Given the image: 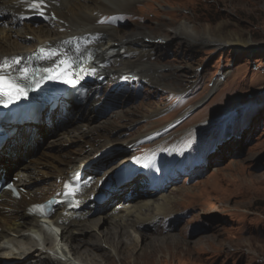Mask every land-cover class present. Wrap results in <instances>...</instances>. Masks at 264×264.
Masks as SVG:
<instances>
[{"label":"bare ground","instance_id":"obj_1","mask_svg":"<svg viewBox=\"0 0 264 264\" xmlns=\"http://www.w3.org/2000/svg\"><path fill=\"white\" fill-rule=\"evenodd\" d=\"M31 1L33 0H0V14L3 15L0 22V62L10 63L25 53L34 51L38 45L45 42H55L90 32L103 36L98 46L102 51L111 47L116 49L107 60L109 64L101 65L100 70L104 79L94 86L96 94L93 92L85 105L72 108L73 103L66 101L68 102L66 112L60 116L54 112L49 114L47 120L44 116L38 118L37 123L17 124L14 134L3 145L1 153L10 152V155L7 154L8 171L13 173L16 184L24 192L20 199L11 198L6 191L2 193L0 264H92L97 258H101L99 260L103 263V255L122 256V247L131 250V242L148 239L136 227L140 225L151 227L164 213L171 210V202L175 198L170 196L167 188L155 192L147 190L139 182L137 184L132 181L109 187L105 192V202L98 205V211L93 212V209L88 207L89 202L85 204L92 194L100 193L104 189L109 176L116 168L127 167L129 156L124 155L119 162L114 163L118 156L127 154V149L120 147L118 151L113 149V146L123 141L127 142L129 148L130 143L164 127L163 124L152 130L140 131L119 139L112 133L125 132L123 129L128 124L156 114L161 110V105L151 108L150 104L142 103L145 109H140L135 105L125 107L124 104H120L119 110L112 113L117 118H112L111 114L99 118L102 113L97 105L106 102L107 97L104 94L114 82L112 77L116 78L128 72L140 77L150 88L157 87L171 92L183 91L185 88H181L178 81L183 71L180 66H171L173 70L170 76L175 79L166 81L162 73L155 71L158 65L147 59L170 47L175 35L161 27H154L153 31L142 25L123 31L98 23L103 15L129 13L132 5L143 1L141 4L146 5H143L144 9L158 14L156 7L146 3L147 0H47L49 2L47 8L53 10V17L47 23L38 26L18 19L20 14L29 13L27 9ZM95 1L101 3L96 5ZM160 6H163V3H160ZM223 27L222 22L212 28L210 25L205 27L197 25L189 18H185L175 25L174 30L181 32L183 40L189 42L191 48L196 49L206 41H214L219 45L234 43V38H228L223 32ZM193 36L195 38L198 36L199 39ZM159 39H163L165 44H160ZM187 67L193 66L189 64ZM104 81L105 90L101 93L98 87H102ZM219 84L218 79L213 89ZM147 86L146 89H149ZM97 118L101 121L95 123L94 120ZM81 120L85 122L78 124ZM50 134H57V137L46 142ZM172 149L166 152L167 161L175 152L181 150V144L178 142ZM109 153H114L115 156L110 157ZM83 166L84 172L94 174L97 180L87 189L82 210L75 211L74 214H64L63 210H59L55 219L59 227L56 229L52 227V221L35 218L29 210L31 204L42 202L61 190L70 174ZM100 183L104 185L99 187ZM175 186L172 188H178ZM126 187L134 189L132 196H125ZM209 192L208 188H204L198 194L195 193V203H205L211 207L214 203L208 199ZM125 203L128 205L123 209ZM172 214L175 213H169L164 217ZM104 225L108 227L101 230ZM128 227L133 228L131 232ZM85 235L90 237L94 235V241H84L82 237ZM168 236L169 234L163 239ZM79 239L84 241L82 245ZM154 239L157 240L155 237L150 238L152 241ZM105 244L109 245L106 251L102 250ZM136 256L134 253L131 254L133 264H138Z\"/></svg>","mask_w":264,"mask_h":264},{"label":"rangeland","instance_id":"obj_2","mask_svg":"<svg viewBox=\"0 0 264 264\" xmlns=\"http://www.w3.org/2000/svg\"><path fill=\"white\" fill-rule=\"evenodd\" d=\"M143 2L132 5L129 20L116 30L143 25L153 31L154 27H161L175 35L170 47L147 59L158 65L154 69L166 81L175 79L170 76L171 66H180L183 71L178 81L185 89L171 92L146 84L149 89L145 88L141 96H126L125 107L135 105L145 109L142 103H148L151 108L161 105V110L131 122L132 126L127 123L125 132L112 134L122 139L164 124L160 128L163 129L174 118L181 117L167 130V135L155 142L170 140L182 145L181 141L202 133L197 147L208 151L222 138L225 140L214 154L207 156L208 164L198 169L197 175L182 177L177 184L179 189L170 190V196L175 198L172 208L159 219L171 217L164 216L172 212L178 218L174 216L170 221L173 223L167 233L155 224L153 228L140 225L136 228L148 239L131 242V250L122 247L123 257L103 255V263L97 258L92 264H133L132 253L138 256V264H264V0H147L158 14L144 9ZM185 18L204 27L224 23L223 32L234 38V43L219 45L206 41L196 49L191 48L181 32L174 30ZM162 40L159 39L160 44L164 45ZM189 64L193 67H187ZM218 79L220 84L212 91ZM192 86L196 89L187 94L186 89ZM113 112L109 114L117 118ZM56 135L50 134L47 141ZM119 142L113 149H127V154L117 157L121 160L129 150L127 142ZM204 188L210 191L207 196L214 203L211 207L195 203V193ZM104 227L108 225L101 230ZM167 234L168 238L163 239ZM153 237L157 240H150ZM82 239L94 241L95 236L85 235ZM79 241L80 245L84 243ZM108 246L103 245L102 250H108Z\"/></svg>","mask_w":264,"mask_h":264},{"label":"snow or ice","instance_id":"obj_3","mask_svg":"<svg viewBox=\"0 0 264 264\" xmlns=\"http://www.w3.org/2000/svg\"><path fill=\"white\" fill-rule=\"evenodd\" d=\"M43 3V0H38V2L32 3L30 7L37 9L40 15H43V11L40 8V5ZM13 63H19V61H13ZM61 63H64L63 61ZM9 65L7 61L0 62V103L10 104L14 101L20 100L21 98H26L27 90L20 86L17 81V78L14 76H10ZM28 79L27 76L24 77ZM50 79H57V76H49ZM64 82L75 85L77 80L74 79H66ZM139 162V161H138ZM147 166V165H145ZM11 187V185L9 186ZM43 213V209L41 206H36Z\"/></svg>","mask_w":264,"mask_h":264},{"label":"water","instance_id":"obj_4","mask_svg":"<svg viewBox=\"0 0 264 264\" xmlns=\"http://www.w3.org/2000/svg\"><path fill=\"white\" fill-rule=\"evenodd\" d=\"M226 113V112H225Z\"/></svg>","mask_w":264,"mask_h":264}]
</instances>
